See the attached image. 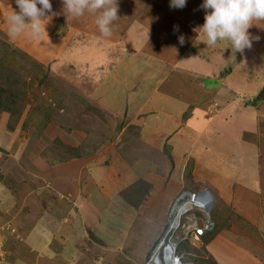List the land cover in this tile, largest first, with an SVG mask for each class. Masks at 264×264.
I'll use <instances>...</instances> for the list:
<instances>
[{"label":"crops","instance_id":"obj_1","mask_svg":"<svg viewBox=\"0 0 264 264\" xmlns=\"http://www.w3.org/2000/svg\"><path fill=\"white\" fill-rule=\"evenodd\" d=\"M7 1L0 2V23L9 27L8 17L12 11L19 13V8L15 0ZM202 3L203 0H187L183 9L174 10L169 0H136L131 9L118 13L112 35L104 37L101 50L125 49L130 42L151 57L137 62L133 57L123 60L119 55V61H114L108 52L101 51L106 58L99 57L94 63L99 67H119L111 73L114 78L96 87L95 96H103L99 92L107 90L108 82L116 84L114 91L98 100L99 109L104 114L128 118V125L138 130L136 142L142 149L170 156L175 167L169 174L173 182L168 183V189L155 194L152 188L142 198L139 193L134 205L119 192L113 199L112 191L120 180L111 181L114 174L97 164L102 162L99 155L52 166L35 152L23 159L24 163L13 153L1 155L0 264H95L91 253L98 256L135 251V264H146L166 227L167 212L180 183L183 188L182 178L190 163L193 175L199 171L203 177H211L208 182L218 188L223 199L220 204L233 206L250 224L239 223L231 231L264 252V210L260 203L264 196V110L258 108L264 100L257 107L251 104L264 84V70L258 76L255 68L257 60L264 59V21H253L248 30L259 40H254L251 49H245L238 58H232L229 44L221 41L208 47L203 43V34L195 31L204 23ZM48 18L54 32L60 23L58 17ZM46 20L41 29L46 27ZM68 24L76 33V19ZM66 35L64 41L69 32ZM181 35L183 44L178 41ZM26 45L30 50L31 43ZM120 72L127 77L117 83ZM209 82L218 86L212 87ZM118 84L123 86L119 92L115 89ZM58 136L70 143L61 133ZM246 161L253 163L252 173L245 174L252 177L253 185H244V174L240 172L239 164L244 167ZM146 162L133 147L122 165L133 177L150 164ZM102 172L107 176L105 181L110 180L105 187L108 193L92 198L91 191L99 189L97 176ZM149 185L135 187L136 192L139 188L149 190ZM120 209L123 213L119 216L112 212ZM180 219L177 215L174 222ZM255 231L259 235L252 237L250 232ZM139 236L142 241H138ZM218 238L223 241V232L206 245L207 251L217 245ZM129 243L132 250L127 249ZM261 261L264 264V257Z\"/></svg>","mask_w":264,"mask_h":264},{"label":"rangeland","instance_id":"obj_2","mask_svg":"<svg viewBox=\"0 0 264 264\" xmlns=\"http://www.w3.org/2000/svg\"><path fill=\"white\" fill-rule=\"evenodd\" d=\"M2 1L5 0H0V2ZM6 2L8 1L6 0ZM133 2L135 4L136 0H133ZM133 2L132 0H117L118 13L126 8L131 9ZM51 4L52 10L47 15L51 18L58 17L60 23L57 29L52 32L50 28L51 22L47 18L46 21L48 22H45V30L43 26L39 39H33L27 33H22L15 39H12L8 35L7 28L9 27L2 26L0 23V67L3 69L0 71L13 75L16 64L21 65L20 67L24 69V72L19 77L21 82H19L21 85L20 92L26 90V93L23 96L21 95L20 103L14 105L13 108L16 115H19V110L22 109L23 105H26L24 110L21 111L22 116L20 118L18 115L17 118L15 115L11 117L7 112L0 114V156H7V154L13 153L18 156L17 160L24 163L23 159H27L31 153L35 152L44 156L49 166L61 164L64 163L61 162L64 160L61 152L65 150L58 144V142H61V145L79 150V154L83 156L81 158H72L67 162L83 159L84 157H98V155L101 157L102 162H98L97 164H101L112 171L114 178H111V181L120 180V185L114 186L115 190L113 189L112 191L113 199L117 198L118 192L120 196H122V193L124 196H127V192L125 191L127 187L130 189L133 187L131 185L138 182H141L140 186H143V181L150 185L147 191L139 188L138 193H141L140 198L147 196L148 194L145 193H150L152 188L157 191L155 194L164 193L168 189V183L173 182V179L169 178V174L174 169L175 164L170 156H167L165 152L153 153L142 149L140 143L136 142L138 130L136 127L128 125L126 121L128 118L114 117L110 113L104 114L99 109L98 100H102V97L105 95L107 97L108 92L114 91L112 87L116 85L115 83L112 82L110 84L108 82L106 84L107 90L99 92H103V96H95L96 87L104 85L107 80L114 78V75L111 73L114 69H119V67L115 68V66L114 68L111 66L105 67L104 64L100 67L95 66L94 63L99 60V57H101L100 60L106 58L105 56L102 57V52H108L107 56L114 61L115 59L119 61V55H121L123 60L133 57L137 62H141L144 59L147 61V58L151 56L147 57L148 55H145L147 52L142 54L144 51L140 47L136 49L134 46L132 47L133 44L129 41L125 49L101 50L104 37L101 35L98 26L94 24L96 14L85 12L83 16L74 18L76 19V33H74L73 25L68 24L69 22L72 23L73 17L67 14L62 0H51ZM26 22L30 21L26 19ZM66 32H69V37L67 41H64V37L67 36ZM145 37L148 38L149 35ZM261 38L264 40V37ZM223 42L230 45V42ZM28 43H31L30 50L27 49L26 44ZM240 54L243 53L230 55L232 58H238ZM37 55L38 57L42 56L43 61L40 57H36ZM2 57L8 58L9 63L3 62ZM139 59L142 60L138 61ZM257 63L258 65L255 67L256 71L264 70V59L259 58ZM124 73L120 72L117 74V78L119 79H115V82L119 83L120 79L126 78L127 75H124ZM261 75L262 73L259 72L258 76ZM17 78L18 76L16 75L14 78L12 77V87L15 86L14 79ZM208 84L212 87L218 86V83L214 82H209ZM120 87L123 88L121 84H118L115 89L119 92L121 90ZM262 87L256 92L253 99L261 94L264 84ZM13 93L16 94L14 91ZM4 98L6 97L4 96ZM263 100L258 102V104L263 102ZM263 107L264 104L258 106L260 111L264 110ZM258 108L256 109L259 110ZM47 119H49V126L47 125L42 129L41 124ZM59 133L72 144L62 140V137L58 136ZM133 147L137 149L139 154L144 155L146 163L150 164L143 169V172L140 171L132 177L124 171L122 161ZM261 162L262 172L264 173V157L261 158ZM252 165L253 163L250 161H246L244 167L242 164H239L240 172L244 174V185H253L254 183L251 180L252 177L247 178L245 176V174L250 175L252 173ZM103 172L97 176L98 182L96 185H99V189H97L98 187L93 188L91 191L92 198L98 196V193L102 195L108 193L107 190L109 189L105 187L108 186L110 180L107 179L105 181L106 175ZM195 173L198 175H192V177L184 176L182 178L183 188L180 183L175 193V198L172 200V204L167 212L166 227L149 253L147 263L154 256L157 245L162 238L166 239L168 244H170L169 241L174 243V239H178L179 242L181 240L180 244L178 243V252L180 254L184 252L180 250V245L183 241H186L185 238H189V236L188 238L186 237L188 231L192 232L194 229L204 226L209 216L205 212L200 211L199 208L194 207L182 217L179 225L176 226L174 221L177 218V213L175 212L176 209H172V207L181 195L182 197L186 195L183 197L186 201L189 193L198 194L208 191L213 196V202H215L213 212L210 214L211 218L212 213L216 215L214 212L215 207L218 209L219 218L222 217L219 220L217 234L223 232V241L218 238L217 245L212 246L207 253L203 249L204 245L202 241L197 244L191 242L188 251L182 253L185 256V262L187 264H215L214 259H216L219 264H263L261 261L262 257H264V255H261V253H264L262 249L259 251L255 250L254 245H249V242H245L243 238H239L231 231V228L234 225L239 226V223L243 225L250 224L242 220V222L240 221L239 218L242 215L237 214L233 206L227 207L222 205L223 203L220 204L223 199L219 196L220 193L217 192L218 188L208 182V179L211 178L210 176L203 177L199 171H195ZM261 173H258L259 177H261ZM127 176L132 177V179ZM130 180L131 183H129ZM122 181L124 182L122 183ZM128 197L131 198V196ZM261 198L260 203L263 206V211L264 196L262 195ZM112 212L117 216L123 213L121 209L117 210V213L114 210ZM84 216L87 217V212ZM243 217L241 218H246ZM173 225H175V230H172ZM9 229L11 230V227ZM165 229L168 231H165ZM130 232L131 228L128 230V234ZM169 234L172 235L169 236ZM132 237L135 236L132 235ZM138 241H142L141 236H139ZM128 245L127 249H130L131 244L129 243ZM137 253L138 251H135V253H106L105 255L98 256L91 253V256L93 255L95 264H135Z\"/></svg>","mask_w":264,"mask_h":264},{"label":"clouds","instance_id":"obj_3","mask_svg":"<svg viewBox=\"0 0 264 264\" xmlns=\"http://www.w3.org/2000/svg\"><path fill=\"white\" fill-rule=\"evenodd\" d=\"M15 2L19 8V13L12 11V14L8 17L9 37L15 39L18 35L27 33L33 39H39L41 36L42 22L48 18L46 13L52 10L51 0H15ZM62 3L67 14L73 18H79L83 16L85 12L96 14L95 23L101 35L105 38L111 37L113 22L119 18L117 0H115V3H113V0H62ZM186 3L187 0H169V7L172 9H183ZM200 7L205 11L204 23L195 31L203 34L204 45L213 47L216 46L218 42L229 41L232 54H236L243 53L245 49H251L253 41L259 40V37H253L248 30L253 26V21H264V0H203ZM26 19L30 22H26ZM176 30H178V26ZM178 41L183 44L184 37L182 35L179 36ZM198 194L189 193L188 195L190 197L187 198L194 202L197 199L193 200V196ZM198 200L209 204L210 196L206 194L201 195ZM213 208L214 207H212V210ZM199 209L203 213L205 212L208 214L209 217L207 221H211L214 227L213 230L206 231L205 223L203 229L200 227L199 229L196 228L194 231L189 232V238L187 237L188 239L185 238V240H190L196 244L201 242L200 234L212 232L216 228L210 216L212 210L210 213H207L205 210L206 208ZM166 230L167 229H165V231ZM199 231L201 232L199 233ZM172 234H169V236ZM163 239L164 238H162V240ZM162 240H160L157 248L159 245L161 246ZM169 242L176 245L177 254L182 255V253L180 254L178 252L181 240L179 242L178 239H174V243L171 241ZM175 243H179L178 246ZM184 257L185 256H183L182 263L187 264L184 261ZM151 260L152 258H150L149 262ZM149 262L146 264H149ZM171 264H175V261L172 260Z\"/></svg>","mask_w":264,"mask_h":264},{"label":"trees","instance_id":"obj_4","mask_svg":"<svg viewBox=\"0 0 264 264\" xmlns=\"http://www.w3.org/2000/svg\"><path fill=\"white\" fill-rule=\"evenodd\" d=\"M1 58V57H0ZM3 58V62L5 63H9L8 62V58H5V57H2ZM21 65L19 64H16V69L13 71V75H11V73H8V72H1L0 71V114L1 113H9L11 117H13L14 115L16 116V118L19 116V118L22 116V112L24 110V107L26 105H23L22 106V109L19 110V115L17 116L16 113L13 111V108H14V105L16 104H19L20 101H21V95L23 96L25 93H26V90H22V92H20L21 90V85H20V80H19V77L20 75H23V72H24V69L20 67ZM0 70H3L1 67H0ZM18 76L17 79H14V87H12L11 85V82H12V77L14 78V76ZM20 82V83H19ZM10 87V88H9ZM13 91L16 93L14 94ZM4 96L6 98H4ZM264 98V89L263 91L261 92L260 95H258L255 99H253L252 101V105L253 106H256V104H258V102H260L261 100H263ZM6 99V100H5ZM49 126V119H47L46 121H43V123L41 124V128L43 129V127L45 126ZM58 144L60 145L61 148L65 149L63 152H61L63 155V159L61 162H67L68 160L72 159V158H81L83 156H81L79 154V150L77 149H74L73 147H70V146H64V145H61V142H58ZM64 155H67V156H64ZM192 163H190L187 168H186V176H189V177H192V172H193V165H191ZM142 184H144V186L148 185V183L146 182H142ZM141 185V182H138V183H135L133 186V189H135L134 192L131 191V189L127 192L129 193V195L127 196H124V194L122 193V196H124V198L126 197L130 202L134 203L135 205V202L137 199H135V197L139 198V193L136 192L137 189L135 187H138ZM132 193V195H131ZM128 196H133L131 198H129ZM139 203V201H137V204ZM136 204V206H137ZM218 209L215 207L214 209V212L216 215H214L212 213V219L214 220V223H215V230L212 231V232H204L203 234H200V240L203 242L202 244L204 245L203 249L205 250V252L207 253V249H206V245L217 235V231H218V228H219V216H218ZM213 212V211H212ZM214 215V217H213ZM240 221H244L241 217L239 218ZM226 222V221H225ZM201 229H203V226H201ZM252 234V237H256V235H259V233L257 232H250ZM93 238H94V235H91ZM190 243L191 241L190 240H186V241H183L180 245V250L181 251H188L189 247H190ZM182 252V253H184ZM186 259H184L185 261ZM215 261V264H218L216 262V260L214 259Z\"/></svg>","mask_w":264,"mask_h":264},{"label":"bare ground","instance_id":"obj_5","mask_svg":"<svg viewBox=\"0 0 264 264\" xmlns=\"http://www.w3.org/2000/svg\"><path fill=\"white\" fill-rule=\"evenodd\" d=\"M184 196H186V195H184ZM207 206H208V204L203 203V201L195 200L193 202V201H191V199H189V200L187 199L185 201V199L183 198V203L181 205L175 207V209H176L175 212L177 213V215H180V217L182 218L184 215H186L194 207H199L201 209H204V208H207ZM180 220H177L176 222H174V224L176 226H178ZM175 225H173L172 230H175L174 229ZM173 251H174L173 244H168L166 239H164L161 243V246L159 245V247L156 248V252H155L154 256L152 257V260L149 262V264H163L162 255L165 253L166 256H170L173 253Z\"/></svg>","mask_w":264,"mask_h":264},{"label":"built area","instance_id":"obj_6","mask_svg":"<svg viewBox=\"0 0 264 264\" xmlns=\"http://www.w3.org/2000/svg\"><path fill=\"white\" fill-rule=\"evenodd\" d=\"M183 194H185V193H183ZM182 203H183V198H182V195H181L180 198L175 202V204L172 207V209H174L175 207L181 205ZM213 227H214V224L211 221H207L206 222V225H205V230L206 231L213 230ZM200 232L201 231H199V233ZM189 234L190 233L188 231V234L186 235V237H188ZM173 246H174V251H173V253L170 256H166L165 253L162 255L163 264H171L172 263V260L175 261V264H183L182 263V260H183V256L184 255H178L177 254V247H176V245L173 244Z\"/></svg>","mask_w":264,"mask_h":264},{"label":"water","instance_id":"obj_7","mask_svg":"<svg viewBox=\"0 0 264 264\" xmlns=\"http://www.w3.org/2000/svg\"><path fill=\"white\" fill-rule=\"evenodd\" d=\"M205 194L210 196V203L208 204L207 208L205 209L207 213H210L211 210H212V207H213V197H212V195H210L208 192L205 191V192H202V193H200L198 195H194L193 196V200L194 199L198 200L201 195H205Z\"/></svg>","mask_w":264,"mask_h":264}]
</instances>
